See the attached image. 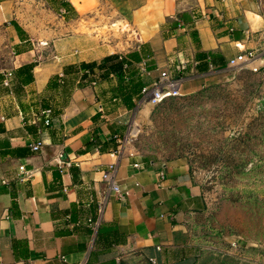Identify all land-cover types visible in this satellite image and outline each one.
I'll return each mask as SVG.
<instances>
[{"label":"crops","instance_id":"1","mask_svg":"<svg viewBox=\"0 0 264 264\" xmlns=\"http://www.w3.org/2000/svg\"><path fill=\"white\" fill-rule=\"evenodd\" d=\"M38 9L62 36L48 24L34 30L45 22ZM1 39L11 53L0 51V264H87L97 228L110 223L124 242L104 257L120 247L152 255L185 247L207 213L202 185L182 162L124 141L134 111L151 105L128 109L115 76L85 87L76 80L65 95L47 85L65 66L134 52L145 87L163 72L213 71H200L196 55L227 63L264 46V0H0ZM256 56L264 61V51ZM30 63L32 80L18 84L12 73ZM46 95L58 116L41 111ZM109 165L121 198L102 180Z\"/></svg>","mask_w":264,"mask_h":264},{"label":"rangeland","instance_id":"2","mask_svg":"<svg viewBox=\"0 0 264 264\" xmlns=\"http://www.w3.org/2000/svg\"><path fill=\"white\" fill-rule=\"evenodd\" d=\"M34 12L45 21L34 30L46 33L48 24L62 36L65 29L51 24L52 14ZM0 51L11 53L2 39ZM262 51L264 46L251 52ZM259 59L247 68L194 70L183 76L178 96L134 111L135 143L149 158L185 164L202 185L208 209L185 247L161 249L157 255L120 247L102 259L264 264V61Z\"/></svg>","mask_w":264,"mask_h":264},{"label":"trees","instance_id":"3","mask_svg":"<svg viewBox=\"0 0 264 264\" xmlns=\"http://www.w3.org/2000/svg\"><path fill=\"white\" fill-rule=\"evenodd\" d=\"M17 29L22 32L19 27ZM196 59L201 60L199 62L200 71H207L209 64L215 67L226 65L220 55L213 53L198 54ZM139 60L138 54L134 52L124 57L109 55L98 61L68 65L64 67L61 76L55 75L50 79L46 90L57 92L61 88L62 95H65L76 80H78V87H85L106 80L110 76H115L118 79V95L127 108L132 110L135 107V102L139 99L141 89L145 87L141 77L134 70V66H132V61L138 62ZM34 66L35 63L23 65L15 73H12V76L16 78L18 84L26 85L32 80L31 71ZM46 96L48 97L47 99H42L41 111L49 113H47L46 117L58 116L61 106L53 107L48 101L51 96ZM43 116L45 114L41 115V120L44 119ZM123 242L122 235L118 233L114 223L101 224L97 228L93 249L90 252L87 264H116L114 259L101 260V257L107 254L111 247Z\"/></svg>","mask_w":264,"mask_h":264},{"label":"built area","instance_id":"4","mask_svg":"<svg viewBox=\"0 0 264 264\" xmlns=\"http://www.w3.org/2000/svg\"><path fill=\"white\" fill-rule=\"evenodd\" d=\"M257 60V56L253 54V52H248L245 54H240L234 58H231L227 61L226 66L228 68L237 69V68H247L251 66ZM181 70L184 67H180ZM11 77V73L5 76V80L3 81L4 86H9V79ZM182 77L179 76L174 78L168 75L166 72L160 74V76L156 79V81L148 87H143L140 91L139 103L149 104V105H157L160 102L164 101L169 97L178 96L180 93V88L182 84ZM94 84V83H93ZM44 123L48 125V119L44 120ZM134 123V122H132ZM130 124V127L125 135L124 141L133 142L136 139L138 131L135 132L134 124ZM41 146L40 142H36L30 146L32 151H37ZM20 170H23V167H20ZM114 166L109 165L102 172V180L107 183L108 188L111 192H113L116 197L121 198L122 192L118 184L114 179Z\"/></svg>","mask_w":264,"mask_h":264}]
</instances>
